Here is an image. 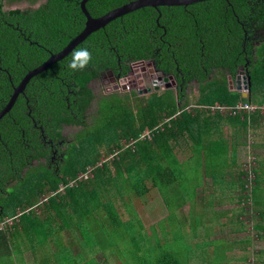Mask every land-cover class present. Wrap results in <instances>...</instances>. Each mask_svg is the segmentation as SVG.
Listing matches in <instances>:
<instances>
[{
  "label": "trees",
  "instance_id": "trees-1",
  "mask_svg": "<svg viewBox=\"0 0 264 264\" xmlns=\"http://www.w3.org/2000/svg\"><path fill=\"white\" fill-rule=\"evenodd\" d=\"M80 1L44 0L36 7L4 9L0 0V111L27 71L40 65L50 53L61 50L84 28ZM130 1L87 0L85 7L91 16L97 17ZM81 50L87 56L78 55ZM140 60H152L157 71L171 75L174 87L152 91L147 98L126 91L94 92L93 81L103 78L107 72L126 76L130 63ZM240 67L248 77L245 92L229 87L228 76L233 81ZM193 84L197 88V102L217 101L216 105L223 107L213 108V115L204 116L210 124L211 120L242 122L240 117L245 112L230 115L225 109L227 106L264 102V0H202L187 5L139 7L92 31L63 58L32 75L11 108L0 118V144L7 141L11 150H15L11 156L0 146V221L12 217L18 210L21 212L18 221L0 229V264H12L11 254L17 250L19 237L33 241L30 232L37 241L48 238L53 241L62 236L59 233L62 224L49 223L53 214H48L42 222L33 208L41 194L54 191L61 184L65 185L64 191L49 195L43 205L57 204V219H66L69 231L77 226L81 233L77 238L85 239L84 248H98L102 256L107 247L113 246L117 232V239L130 240L132 243L125 248L129 254L126 257L120 252L117 257L113 254L114 263L126 264L131 258V264H264L263 249H253L244 262L235 260L231 254L232 241L225 242L226 247L230 245L226 250L210 255L211 245L220 247L224 243L210 241L211 222H206L210 214H205L203 207L202 212L194 211L196 193L201 192L199 187L203 185L196 175L203 169L204 174L216 179L225 172L228 160L235 163L238 151L233 146L227 154V140L222 137L217 145L208 141L204 144L193 128L183 131L187 124L200 121L199 108L188 106L187 88ZM93 102L96 109L90 115V122L87 111ZM164 115L173 117L163 121ZM248 115L244 114L247 118ZM251 121L254 122L252 116ZM65 125L81 126L83 138L66 145L64 141L65 148H59L62 158L58 154L52 165L55 172L38 185L31 184L20 173L21 169L32 158L49 152L43 135L62 138ZM252 125L256 128V121ZM156 126L160 128L153 130L149 140H139L133 147L128 145L141 131ZM184 132L195 143L191 161L179 162L178 153L172 152L168 140ZM244 145L241 144L243 155L253 154ZM110 154L113 155L110 157ZM88 165L94 166L93 176L69 186V180L85 171ZM239 167L237 181L247 191L241 194L240 200L249 196L255 208L262 204L264 207V199L257 195L264 171L259 172L261 167L256 165L247 169ZM189 171L194 172L193 179L188 177ZM247 179H250V188L245 185ZM224 183H220L221 188ZM235 184L233 180L228 183L229 187ZM150 187L158 190L166 214L144 226L132 199H141L150 193ZM96 191L97 195L91 196ZM219 194L224 198L223 192ZM63 203L70 211L68 208L59 211ZM184 203L189 204L188 212L179 209ZM186 220H190L189 229L182 226ZM91 226L97 227L94 234L84 235L93 229ZM253 228L259 233L264 231V224H255ZM113 229L120 231L113 233ZM110 232L112 238L107 241ZM70 234L68 253L52 256L57 264H78L77 253H81L82 264H101L106 259L89 256L90 250L83 251L79 239ZM160 235L165 238L164 245ZM259 237L263 245L264 234ZM146 239L154 242L145 243ZM180 240V247L172 249ZM143 245L152 258L146 257L145 252L141 254ZM159 245L162 248L155 251ZM63 246L58 248L63 251ZM149 248L156 256L148 253ZM43 261L49 264V259Z\"/></svg>",
  "mask_w": 264,
  "mask_h": 264
},
{
  "label": "crops",
  "instance_id": "crops-1",
  "mask_svg": "<svg viewBox=\"0 0 264 264\" xmlns=\"http://www.w3.org/2000/svg\"><path fill=\"white\" fill-rule=\"evenodd\" d=\"M19 1L20 0L7 1V3L10 2L12 5L11 7H7V9L18 8L19 6L17 5V2H19ZM2 4L4 5V1H2ZM237 73H238V71H237ZM236 76H237V74H236ZM236 76L233 78V81L231 80V77L228 78L230 88H232V86L234 85L233 83L236 82V80H237ZM234 86H236V85H234ZM199 101L197 102L195 100L194 103H188L189 104L188 106L199 108V110H200V112H199L200 121L196 122V123H192V124H187V129H184L183 131H188L189 128H193L192 130L194 131V133L197 135V137L200 135V139H202V143H204V144L208 141V142H213L212 144H214V142H215V144L217 145L218 140L222 137L223 139L227 140V146H228L227 154L232 150L233 146H235L237 148V151H238L235 163L233 162L234 163L233 164L232 162H230V160H228L226 162L227 168L225 169V172L222 174H219L216 179H215V177L204 174L205 170H203V169L200 170V172H199L200 175L199 174L196 175V177L199 176L203 185L199 187L201 189V192L196 193L197 199L195 198L196 204L194 206V211H196L197 213L202 212V209L204 208L205 211H203V212L205 214L206 213L210 214L209 218L211 220H209V218H207V221H206V222H211L210 223V225H211L210 230L212 233H211V236L209 237V238H211L210 241H212V243L214 242V244L224 243L220 247L211 245V248H210L208 246L211 249L210 255L213 256L214 252L224 251V250H226L227 247L230 246V245L229 246L227 245V247L225 246L226 245L225 242H227V241L233 242V243H231L232 248L234 247V245H237V247H239L238 244L243 239L246 240L248 245L250 244V236L249 237L243 236L242 238H240L238 240H236V236H235V233L237 234V233L245 230V226L242 224V221L238 220L239 216L243 215V212H242L243 208H240V207L231 208V207H229L227 209L221 208L219 210H212V209L208 210V207L214 206L213 203L224 204L225 201H222L223 198H221L220 197L221 194H219L221 192H223V195H224V192L226 194H228L227 196H230L231 199H227V196H226V199L230 200V201H233V198L234 199L237 198L238 201L240 200V198H242L241 194L243 195V193H240L242 188L240 186V182L237 181L239 179V177H238V169L239 168L238 167H239V165H241V162H240L241 160L240 161H237V160H239L240 158L243 159L244 149L242 150L241 144H246V136L249 132L251 133V136L253 139V141L250 142V144H251L252 150L255 153L256 166L261 167L259 172H261V170L264 171V114H260L258 112L252 113V114H249L248 115L249 117L247 118L246 116H244V114H247V113H243L242 116L240 117V119H242V122H236V123L232 122V121H228V120H225V121H222L221 123H219L216 120L212 121L210 119L212 122V124H210V123L205 121L204 116L206 117V114H209V116L213 115V111L211 110V107L218 104V102L215 101L212 104H208L207 102H204V101L199 103ZM252 103H255V102H252ZM257 104H260V103L258 102ZM185 109L188 110L189 108L186 107ZM204 112H205V114H204ZM210 113H211V115H210ZM251 116L253 117L254 122L251 121ZM172 117L164 115L162 118H164L163 121H170V119ZM243 119H245V120H243ZM255 121H256V128H253L254 126L253 125L251 126V123L254 124ZM198 130H200V131H198ZM206 130H208V131H206ZM198 132H199V135H198ZM226 134H229V135L226 136ZM197 137H195V138H197ZM193 143H195V141L192 140L191 138H188V136L186 135L185 132L180 134L177 138L174 137V138H172V139L170 138L168 140L169 146H172L171 147L172 152H174V154L178 153L177 156L179 157V159H178L179 162H183L186 159L191 161V157L193 154V146H194ZM244 147H245V145H244ZM211 151H214V149ZM203 155H202V157L205 156V155L204 156ZM260 177L262 179L259 181L258 191H259V189L264 190V179H263L264 177H262V174L260 175ZM232 180L235 181L236 184H235V186L229 187L228 183ZM221 182H225L224 183L225 186H223V188L220 187ZM215 188L218 190V194L216 193L217 190H215ZM204 192H207V194H204ZM231 193H234V194H231ZM208 195H210L209 196L210 198L208 197ZM43 196H45V194H43ZM39 198H38V200H39ZM215 198H216V201H215ZM208 201H210V202H208ZM53 204H49V206H44L43 204H39L36 207H34V208H36L35 211L37 213H39V215L42 214L43 218H40L42 222L45 221V219L48 217V214L54 213V216H56V214L58 213V211H56V209L58 208V205L56 204L53 207ZM185 204L187 207L186 209L180 208L181 206L179 207V209H182L183 212H188L189 204L184 203L183 205H185ZM43 206H44V209L40 210V208H43ZM67 208L70 211V208L69 207H67ZM163 208H165L164 205H163ZM258 213H259V219L257 220V222L255 224H261V222H262L261 220H263V218H262V215L264 214L263 204L261 207H259ZM13 216H14V214H13ZM60 227H62V226H60ZM254 230L256 232L255 242L258 241L260 244V240H262V238L259 237V234L263 235L264 231L259 230V233H257L258 229L254 228ZM60 231H62V232L64 231V233H65V231L67 232V230L62 229V228L60 229ZM29 235L32 237L33 241H30L29 239H27L26 237H23V236L19 237V239H18L19 241H17V244H16L17 250L11 254V258L13 260L12 264H44L47 262V261L46 262L43 261L46 258L49 259V261H48L49 264H57L58 262L55 261V259H53V257H52L54 253L58 252L55 245L49 244L48 246L46 245V247L43 249L39 245V242H44V241L45 242L48 241L49 243L52 242L50 240V238H48V240L42 239V241H39V240L37 241L36 238H33L34 236H33L32 232H30ZM68 238H71V237H69L68 234H65V237L63 239L65 240L66 243H69L70 239L67 240ZM220 239H222L224 242H218V241H220ZM247 247H245V248H247ZM9 257H10V255L7 256L6 259H8Z\"/></svg>",
  "mask_w": 264,
  "mask_h": 264
},
{
  "label": "rangeland",
  "instance_id": "rangeland-1",
  "mask_svg": "<svg viewBox=\"0 0 264 264\" xmlns=\"http://www.w3.org/2000/svg\"><path fill=\"white\" fill-rule=\"evenodd\" d=\"M1 1H4V5L2 4V7L4 9H7V7H11L12 6L10 2L7 3V1H10V0H1ZM43 1L44 0H20L19 2H17V5L19 6L18 7L19 9L20 8H29V7H35V6L39 5L41 2H43ZM130 66H131L130 67V72L126 75V77L120 79L119 81H113V80L112 81H105L104 76H103V78H101L99 80L93 81L91 83V86L93 87L94 92H96V94H99L100 92H106L107 93V92H110V91H113V90H116V91H119V92H125L126 91V92H132L136 96H144V97L147 98L149 93H150V91H147L145 89V87H147V84H149V80L147 79V76L148 75H154V73L156 74V71H154V69L146 61L137 62V63L134 62V63L130 64ZM163 78L164 77L162 75L155 76V80H153V81H155V83H154L155 91H158V92L161 91L166 86L165 84H167L170 87L174 86L172 81L169 78L166 81H163L164 80ZM100 87L102 88V91H100ZM232 88L236 89L235 86L232 87ZM241 90L244 91L245 89L241 88ZM187 95H188L187 96L188 102L189 103H194L196 98H197V96H198L196 84H193V86H190V88H187ZM95 109H96V104H95V102H93V104L88 108V111H87V120L90 121V122H91V116L90 115L95 111ZM82 131L83 130L81 129V126H66V127H64V130L62 132V135H64V139L66 141V143L64 145H66L68 142H70V143H73L74 141L78 142V140L83 138V134H82L83 132ZM227 135H229V134H226V136ZM252 141H253V139H252L251 133L249 132L247 134V136H246V144H245V145H247L246 147H247L248 151L251 148L250 142H252ZM63 148H65V146H63ZM102 150H103V148H102ZM251 152L253 154H248L247 156H243V159L240 158L239 160H237V161L241 160L240 161L241 162V167H244V166H247L249 164H252L253 161H254V165H256L255 164L256 157L254 156L255 153L252 150V148H251ZM97 165H100V162H98ZM238 168H240V167H238ZM29 174H33L32 177L27 174V176L29 177L28 178L29 181L33 185H38L40 183V181L43 180L42 177H41V179H39L37 177V175H34L35 174V170H33L32 173H29ZM188 175H189L188 177H190V179H193L194 172L189 171ZM248 177L250 178L251 174H249ZM89 178H91V176ZM245 185L248 187V185H249L248 179H247ZM95 188L96 189L98 188V184L97 183L95 184ZM149 190H150V193H146L144 195V197H142L141 199H138V200L132 199V201H133V203H134V205L136 207L138 216H139V218H140V220H141V222H142V224L144 226H148L150 223L156 222L160 217H162L166 213V209L163 208L162 203L160 201V194H159L158 190L156 188H154V187H150ZM248 192H249V190H248ZM97 193H98V191H96L95 193H90V194L92 196V195H97ZM216 193L218 194V191ZM240 193H247V191L243 189V190L240 191ZM204 194H207V192H204ZM231 194H234V193H231ZM227 195L228 194H226L224 192V198L222 199V201H225L224 204H215V203H213L214 206H209L208 210H210V209L219 210L221 208L227 209L229 207H231V208H235V207L243 208V211H242L243 215L239 216L238 220L242 221V224L245 226V230H243L242 232H239L237 234L235 233V236H236V240L242 238L243 236H248V237L250 236V244L248 245L246 240L243 239L238 244L239 247H237V245H234V247L232 248L231 254H232L233 257H235V260L237 259L240 262H244V258L246 257V255L249 254L248 255V257H249L251 255L253 249H255V251H257L259 249H263L264 250V246H263L264 244L261 245V244H259L258 241L255 242V240H256V232H255V230L253 228L254 224L259 219V215H258L259 207L256 206V208H255V206L250 203L251 200H250L249 196H247L246 200H244V201H242V200L238 201L237 198H235V199L233 198V201H230V200L226 199ZM257 195H258V198L263 199L264 198V190L259 189V191L257 192ZM41 197H43V196H41ZM109 197H110V194L108 195V198ZM109 200H111V199H109ZM144 200H145V202H144ZM125 201H126V199H124V202ZM215 201H216V198H215ZM38 204H41V202L39 201L37 203V205ZM180 208L186 209L187 208L186 204L181 206ZM62 209L67 210V208H65L64 203L62 205V208L59 209V211H61ZM62 211H64V210H62ZM16 214L17 213H15V215L13 217L7 216V217L11 218V220L6 221L5 223H7V225H11L12 223H14L17 220H19V217H18L19 215L17 216ZM37 214H39V213H37ZM52 214L53 215H50V216L52 218L54 217V219H52L51 217L49 219V223L52 226H54L55 223L56 224H60L61 223L62 224V229L67 230L68 231V235H69V233H71L70 235H72V237L75 235L74 239H76V240L79 239L77 237L81 233H79L80 231H79V228L77 229V226H74L73 230L70 229V231H69V229H66V222H67L66 219L62 220V217H59L57 219V217L54 216V213H52ZM39 216H40V218H43L42 214H40ZM7 217H4L3 219L5 220ZM27 217L29 218L28 214H27ZM262 218H263V220H261V221L264 224V214L262 215ZM209 220H211V219L209 218ZM191 223H193V222H191ZM190 225H191L190 224V220H186V222H182V226L184 228L189 229ZM91 227L93 228V226H91ZM96 228L97 227H94L93 229H90L91 231H88V233H86L84 235H87V234L90 235L91 234V236H92L94 234ZM170 228L172 229L173 227L170 225ZM52 230H53V228H52ZM160 230L162 231V227H161V229L158 228L159 232H160ZM55 231L58 232L57 229H55ZM112 231H113V233H115V232L120 231V230L117 229L114 232V229H113ZM204 231L207 232V229L204 230ZM59 233L62 235L60 238H58V237H57V239L53 238V241L50 242V243L48 241L39 242V245L43 249V248L46 247V245L48 246L49 244H54L56 249H57V251L58 250L61 251V252H57V253H61L64 256L63 252H65V253L67 252L68 253V248H67L68 243H66L65 240L62 239V238L65 237V234H67V232L65 231V233H64V231L63 232L60 231ZM62 233H64V234H62ZM117 233H116V235H117ZM97 234H98V232H97ZM116 235L114 234V241H113V244H112L113 246L112 247H107V250H105V256L101 255L100 251H98V248L97 249H93L92 248L91 250H90V248L89 249L84 248V247H86L85 246V239L82 236L78 240V243H79L80 246L83 247V251L84 250H87V251L90 250V251H88L89 256L94 255L95 258L96 257L103 258V259L106 258L103 262H101V264H120V262L119 263H116V262L114 263V261L111 260L112 255L115 254V256L117 257V255L120 252L124 257H126L129 254V251L125 252V248L127 247L128 244H131L132 242H130V240H127V239L121 241L120 239H117ZM169 236H170V234L167 231L166 234H165V237H166L167 240L169 239ZM111 238H112V233L110 232L108 234V236H107V241L109 239H111ZM159 238H161L160 239L161 244L164 245L163 243L165 241V238H163L162 235H160ZM184 238H186V237H184ZM182 240L174 243V245H172V249H173V246L177 247V248L180 247ZM147 242H154V241H152L151 239L150 240L146 239L145 243H147ZM170 242H172V240ZM60 243H62L64 245L63 246L64 247L63 251L58 248L59 245H62ZM162 245L157 246L155 248V251H157L160 248H162ZM245 247H247V248H245ZM141 248H142V246H141ZM93 250H95L96 252H91ZM144 252H145V256L146 257H150V258L153 257L152 255L149 256V255L146 254V250H145V247L143 245V249L141 250V254H143ZM148 253L153 254V251L150 250V248H149L148 249ZM153 255L156 256V253H154ZM75 258L77 259L78 264H82L81 253H77ZM120 261H121V263H123L122 260H120ZM131 262H132L131 258H128L126 264H131ZM91 263H93V260H91ZM94 264H97V263H94ZM123 264H125V263H123Z\"/></svg>",
  "mask_w": 264,
  "mask_h": 264
},
{
  "label": "water",
  "instance_id": "water-1",
  "mask_svg": "<svg viewBox=\"0 0 264 264\" xmlns=\"http://www.w3.org/2000/svg\"><path fill=\"white\" fill-rule=\"evenodd\" d=\"M87 0H81L80 1V8L81 11L83 12L84 16H85V26L84 28L77 33V35H75L71 40H69V42L59 51L54 52V53H50V55L48 56V58L43 61L40 65L36 66L33 69H30L29 71H27V73L22 77V79L20 80V82L18 83V85L13 87V91L11 93V96L8 100V102L6 103V105L3 107V109L0 111V118L11 108V106L13 105L15 99L17 98L19 92L23 91V88L26 84V82L29 80V78L32 75H35L36 73L44 70L46 67L51 66L54 62H56L57 60L63 58L65 55H67L72 48L77 45L80 41H82L89 33H91L92 31L104 26L107 22H109L110 20H112L113 18L122 15L126 12H129L133 9L139 8V7H144V6H153V7H157L160 5H187L189 3L192 2H196V1H202V0H132L130 2H127L123 5H120L118 7H115L107 12H105L102 15H99L97 17H93L91 16L88 11L86 10L85 7V3ZM161 72L158 71V74H160ZM241 76L243 78L242 81V85L240 84V80H241ZM168 78H171V75L168 76H164V81H166ZM228 78H230V76H228ZM237 80H236V89L237 90H241V88L246 89L247 88V78L245 76V74H243V71L240 70L237 73L236 76ZM155 83V81H153V84ZM166 87H169L166 84ZM233 87V86H232ZM147 91H150V88H146ZM155 89V87H154ZM146 91V90H145Z\"/></svg>",
  "mask_w": 264,
  "mask_h": 264
},
{
  "label": "flooded vegetation",
  "instance_id": "flooded-vegetation-1",
  "mask_svg": "<svg viewBox=\"0 0 264 264\" xmlns=\"http://www.w3.org/2000/svg\"><path fill=\"white\" fill-rule=\"evenodd\" d=\"M143 61H145V60H140V61H137V62H143ZM137 62L135 61V63H137ZM146 62L154 69V71H156L157 75H162L163 77L167 76V75H165L163 73L158 74V71L155 69L152 60H146ZM130 64H132V63H130ZM240 69H241V67L239 68V70ZM156 74L154 73V75H148L147 76V79L149 80V84H147V87H145V89L149 87L150 88V93L152 91H155L153 80H155V76H157ZM124 77H126V76L117 77V76L113 75L111 72H107L106 75H104L105 81H112V80L113 81H119L120 79H122ZM169 79L172 81V83L174 85V81H173L172 77L169 78ZM66 126H74V125H65L64 127H66ZM62 132H63V130H62ZM43 138H44L43 142L45 141V144L48 146L47 148H48L49 152L47 154H45L44 156H39V157H36V158H32L30 161H28L27 165L23 166V168L21 169L20 173L23 176H27V174H28V175H30L32 177L33 174H29V173H32V171L35 170V174L34 175H37V177L39 179H41V177H42L43 180H47L46 177L47 176H51L55 172L56 168L53 167L52 165L56 161L55 159H56V156L58 154L62 158L61 153H59V148L60 147L63 148L62 143L65 141V139H64V137H62V138L60 137L59 139L58 138L57 139L56 138L53 139L51 137L47 138V136H45V135H43ZM7 144H8L7 141H2L0 146H3V148H1V150L6 151L9 155L13 156L15 150H14V148L11 150L12 146H9V144L8 145ZM15 147H17L19 149L21 148L20 146H15Z\"/></svg>",
  "mask_w": 264,
  "mask_h": 264
},
{
  "label": "built area",
  "instance_id": "built-area-1",
  "mask_svg": "<svg viewBox=\"0 0 264 264\" xmlns=\"http://www.w3.org/2000/svg\"><path fill=\"white\" fill-rule=\"evenodd\" d=\"M244 92H245V90H244ZM213 108H218L220 110L223 107L221 105H216L215 107L214 106L211 107V109H213ZM225 109L228 110L230 115H234V114L240 113V112H245L247 114H252V113H254L256 111L258 113H262V112H264V102L261 103V104H250V103L242 104V103H239L236 106H227ZM157 128H160V127L156 126L153 129H148L147 131L143 132V134L141 136L142 137H147L148 139H150L152 137V135H153V130H155ZM133 143H134L133 139L129 140L128 145L130 144L133 147ZM112 155L113 154H110L109 156L111 157ZM253 165H254V161H253L252 164L247 165L246 169L249 166H253ZM93 169H94V166H88L85 171L79 172L74 179L69 180L68 185L71 186V185L77 183V181H82V180H85V179L89 178L90 176L93 175ZM249 180L250 179H248V183H249ZM64 187H65V185L61 184L60 187L58 188V191L59 192H63ZM248 187L250 188V185H248ZM47 198L48 197L46 195L43 196L42 199L40 200V202H45L47 200ZM20 213L21 212L18 210L16 215L18 216V215H20ZM9 220H11V218L7 217L5 220L3 219L2 221H0V229H4V227H6V225H7V223H5V222L9 221Z\"/></svg>",
  "mask_w": 264,
  "mask_h": 264
},
{
  "label": "clouds",
  "instance_id": "clouds-1",
  "mask_svg": "<svg viewBox=\"0 0 264 264\" xmlns=\"http://www.w3.org/2000/svg\"><path fill=\"white\" fill-rule=\"evenodd\" d=\"M78 55H81V56H87V53L85 52V51H83V50H81L79 53H78ZM240 71V70H239ZM243 74H244V72H243ZM242 81H243V78H242V76H241V80H240V84L242 85ZM233 84H236V82L235 83H233ZM234 86V85H233ZM148 129H144L143 131H141L138 135H137V137L136 138H133V140H134V143H136L137 141H139V140H143V139H148L147 137H142L141 135L143 134V132H145V131H147ZM132 140V139H131ZM149 140V139H148ZM134 143H133V145H134ZM88 166H91V165H88ZM87 166V167H88ZM86 167V168H87ZM82 172V171H81ZM93 176V175H92ZM91 176V177H92ZM59 187H60V185H59ZM58 187V188H59ZM58 188L56 189V190H54V191H51V192H47V193H43V194H45L47 197H49V195H52V193L54 194L55 192H59L58 191ZM64 191V190H63ZM43 194L42 195H40V196H43ZM42 199V197H40L39 198V200H38V202L40 201ZM37 202V203H38ZM45 202H47V200L45 201ZM44 202H41V204H43ZM39 205V204H38Z\"/></svg>",
  "mask_w": 264,
  "mask_h": 264
}]
</instances>
